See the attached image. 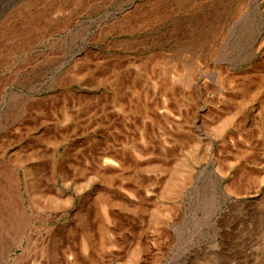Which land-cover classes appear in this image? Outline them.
I'll return each mask as SVG.
<instances>
[{
  "label": "rangeland",
  "instance_id": "obj_1",
  "mask_svg": "<svg viewBox=\"0 0 264 264\" xmlns=\"http://www.w3.org/2000/svg\"><path fill=\"white\" fill-rule=\"evenodd\" d=\"M0 264H264V0H0Z\"/></svg>",
  "mask_w": 264,
  "mask_h": 264
},
{
  "label": "bare ground",
  "instance_id": "obj_2",
  "mask_svg": "<svg viewBox=\"0 0 264 264\" xmlns=\"http://www.w3.org/2000/svg\"><path fill=\"white\" fill-rule=\"evenodd\" d=\"M35 169H37V168H35ZM35 179H36V177H35ZM35 179H34V180H35ZM36 186H37V185H36ZM34 187H35V185H34ZM34 187H33V188H34ZM31 188H32V187H31ZM36 188H37V187H36ZM36 190H37V189H36ZM84 200H85V199H84ZM82 202H84V201H82Z\"/></svg>",
  "mask_w": 264,
  "mask_h": 264
}]
</instances>
